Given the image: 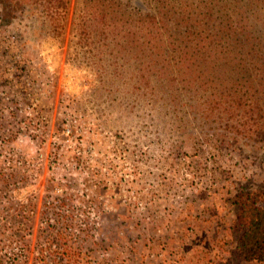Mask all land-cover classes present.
Returning <instances> with one entry per match:
<instances>
[{
  "label": "rangeland",
  "instance_id": "374dc122",
  "mask_svg": "<svg viewBox=\"0 0 264 264\" xmlns=\"http://www.w3.org/2000/svg\"><path fill=\"white\" fill-rule=\"evenodd\" d=\"M49 1L5 17L0 0V264H259L238 253L237 211L240 191L264 205V134L193 108L201 92L173 103L154 65L142 78L141 21L127 43L101 0H64L59 22ZM120 1L264 24V0Z\"/></svg>",
  "mask_w": 264,
  "mask_h": 264
},
{
  "label": "trees",
  "instance_id": "16d2710c",
  "mask_svg": "<svg viewBox=\"0 0 264 264\" xmlns=\"http://www.w3.org/2000/svg\"><path fill=\"white\" fill-rule=\"evenodd\" d=\"M251 1L242 0L243 3ZM18 3V0H7L2 6L3 15L12 14ZM100 3L98 11L114 14L113 22L120 20V23L130 24L123 33L127 43L139 38L132 26L141 21L136 27L142 31L141 50L145 46L146 54L155 56L151 62L141 64V76L145 78L146 70L154 65L157 86L161 91H169L173 103L201 92V101L189 102L193 108L202 106L213 111L222 107L229 112L230 118L239 113L240 118L235 117V120L244 126L246 137L264 134V24L211 12L172 22L161 10L130 17L125 15L120 0H101ZM65 7L64 0H59L57 6L48 3L45 8L47 15L59 22ZM95 22L99 24L100 21L96 19ZM248 112L250 115H245ZM177 118L183 121L180 115ZM208 118L204 116V122L209 125ZM230 118L225 121L227 125ZM257 195L253 190L240 191L238 195L237 221L242 230L236 247L242 258L264 264V205L259 203ZM65 250L61 258L67 262L70 258Z\"/></svg>",
  "mask_w": 264,
  "mask_h": 264
}]
</instances>
